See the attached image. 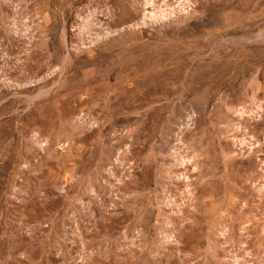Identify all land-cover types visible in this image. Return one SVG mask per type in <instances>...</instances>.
Masks as SVG:
<instances>
[{
    "label": "rangeland",
    "instance_id": "obj_1",
    "mask_svg": "<svg viewBox=\"0 0 264 264\" xmlns=\"http://www.w3.org/2000/svg\"><path fill=\"white\" fill-rule=\"evenodd\" d=\"M0 264H264V0H0Z\"/></svg>",
    "mask_w": 264,
    "mask_h": 264
},
{
    "label": "bare ground",
    "instance_id": "obj_2",
    "mask_svg": "<svg viewBox=\"0 0 264 264\" xmlns=\"http://www.w3.org/2000/svg\"><path fill=\"white\" fill-rule=\"evenodd\" d=\"M150 7L157 9L160 8V1H154L150 4Z\"/></svg>",
    "mask_w": 264,
    "mask_h": 264
}]
</instances>
